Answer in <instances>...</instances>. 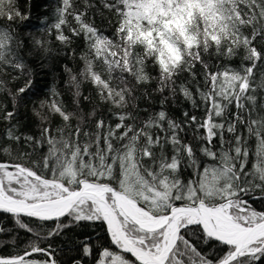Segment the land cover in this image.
Segmentation results:
<instances>
[{
  "label": "snow or ice",
  "instance_id": "obj_1",
  "mask_svg": "<svg viewBox=\"0 0 264 264\" xmlns=\"http://www.w3.org/2000/svg\"><path fill=\"white\" fill-rule=\"evenodd\" d=\"M30 19L0 0V217L35 237L0 264H61L40 241L81 226L107 241L73 264H264V0H58L40 38ZM61 50L74 107L52 89L22 131L28 56Z\"/></svg>",
  "mask_w": 264,
  "mask_h": 264
},
{
  "label": "trees",
  "instance_id": "obj_2",
  "mask_svg": "<svg viewBox=\"0 0 264 264\" xmlns=\"http://www.w3.org/2000/svg\"><path fill=\"white\" fill-rule=\"evenodd\" d=\"M17 4L22 11L31 10V19L24 21L20 24V34L22 37H27L29 34L40 38L43 35V24L45 22V16L49 23L55 19V9L58 6V0H17ZM113 21L115 17H112L110 13L105 11L104 21L101 24L100 15L96 16V23L100 25L106 32L111 35L113 28L108 24V19ZM54 48L60 49L59 42L52 40ZM76 48L77 55L83 50V41L76 40L73 45ZM28 62L33 71L34 86L25 94L23 100L19 103L18 118L23 125L22 131L34 132L38 124V118L33 115V109L38 108L42 100L50 98L51 90L55 89L60 93L59 99L63 104L72 110L73 98L71 92L67 88L66 74L62 70L64 64H68L70 67L78 68L80 65L78 62L73 61L69 56L65 55L61 50L56 60L40 58L29 54ZM24 83L21 77L18 81L12 84L13 88L22 86ZM85 94L88 93L87 86L85 87ZM5 98L0 97V100ZM7 103L8 101L5 100ZM83 106L88 107V104L84 102ZM187 108V105L182 100L170 105V112L177 119L180 118V114ZM9 110H11V104L9 103ZM6 128L4 123H0V138H2L3 132ZM7 158V157H5ZM260 208V204L255 205ZM27 219V218H25ZM39 222L32 224L31 226L40 232L41 235H46L51 222H48L43 227H37ZM0 227L6 229L5 232L0 233V256H8L21 252L27 246V244L34 240L35 237L29 233H26L23 229H20L15 225L14 221L8 216L0 217ZM10 230V231H9ZM85 233L91 234L93 237V243H105L107 237L103 230L98 226L91 227H75L73 229H66L61 236L52 237L51 239H43L40 241L42 247H47L49 244L55 250L56 258L61 264H73V259L78 258L80 253L76 250V242ZM98 237L102 239H98ZM13 241H15L13 243ZM91 257L84 258V264H88Z\"/></svg>",
  "mask_w": 264,
  "mask_h": 264
}]
</instances>
